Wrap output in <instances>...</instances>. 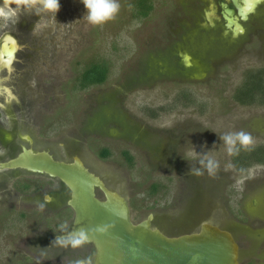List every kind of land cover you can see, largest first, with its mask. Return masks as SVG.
I'll return each mask as SVG.
<instances>
[{"label":"rangeland","instance_id":"rangeland-1","mask_svg":"<svg viewBox=\"0 0 264 264\" xmlns=\"http://www.w3.org/2000/svg\"><path fill=\"white\" fill-rule=\"evenodd\" d=\"M134 1L119 0L118 15L102 26L82 19L81 0H59L55 20L21 13L16 24L0 28V42L13 38L17 46L10 65H0V139L28 135L31 147L67 160L77 155L124 195L133 222L152 213L154 227L178 234L208 222L233 232L244 264H264V162L243 159L244 152L264 156V99L251 105L233 96L246 71H264V18L250 21L252 33L230 48L210 49L204 61L193 51L191 77H168L150 68L190 29L199 0H151L146 17L136 14ZM100 61L108 66L106 80L82 87L83 70ZM241 129L254 145L241 149L236 162L219 137ZM190 168L203 174H186ZM8 202L0 204V264L93 257L92 245H51L62 223L71 226L69 207Z\"/></svg>","mask_w":264,"mask_h":264},{"label":"water","instance_id":"water-1","mask_svg":"<svg viewBox=\"0 0 264 264\" xmlns=\"http://www.w3.org/2000/svg\"><path fill=\"white\" fill-rule=\"evenodd\" d=\"M232 4L245 16L238 0ZM6 42L4 54L5 46L12 51V43ZM15 168L56 177L69 189L67 204L74 212L69 231L92 230L93 264H240L238 243L230 231L217 225L203 222L197 232L166 235L154 227L152 213L133 222L124 195L109 188L78 156L57 160L46 150L23 148L16 157L0 162V169ZM103 226H107L104 232L95 231Z\"/></svg>","mask_w":264,"mask_h":264},{"label":"flooded vegetation","instance_id":"flooded-vegetation-1","mask_svg":"<svg viewBox=\"0 0 264 264\" xmlns=\"http://www.w3.org/2000/svg\"><path fill=\"white\" fill-rule=\"evenodd\" d=\"M238 2L241 6L242 13L245 12V16L239 14V10L234 7L232 0H199L200 9L198 13H196V18L190 26V29L179 38V41L173 43L168 52L161 54L162 56L158 55L156 60H160V63L157 64V62H155L150 69L156 71V75H159V73L161 74L162 72L168 77H191V75H193L190 72L192 68L188 70L187 66L189 60L192 62V59L194 58L193 51L198 52L201 61H204L205 58H207L206 55L210 49H216V54L220 53L233 46L235 40L242 39L244 34L247 35L248 33H252V28L248 26L250 21H252V23H263L264 15L259 12V9L262 8L263 0L256 1L254 7L250 10L246 8L247 3L245 4L243 0H238ZM230 9L233 11L232 13H229ZM3 42L4 40L0 42V52L2 53ZM193 42L195 47H191ZM198 44L199 46L197 47ZM201 44L206 45V47H204V45L200 46ZM5 60L6 57L0 59V64L4 67L5 65L1 62H4ZM100 119H102V117ZM101 122L102 121L97 124L100 125ZM15 139V136H13V140L7 137H2L0 139V150L2 151L0 154V162L16 157L23 151V148L31 149L34 152L46 150L57 160L71 161L74 156H77L73 155L70 160H67V155L60 158L49 149H36L31 147L29 144H31L32 141L28 135H25L20 139L18 138L20 141H26V145L18 144V139L17 141ZM103 151H108L109 155L108 148H103L100 152L102 153ZM123 154L124 156H127L128 152L126 151V153L124 152ZM87 168L89 169L88 166ZM12 189H14L15 194L10 191ZM68 197L70 198L69 189L56 177H51L45 173L31 172L22 168L0 169V204H3L6 199V201H9L8 203L10 205L12 204L16 207L42 208L41 205H49L56 210H59L63 206L71 209L67 204ZM159 229L167 235H178V233H169L162 228ZM228 231L231 232L235 241L238 243V260L240 264H244L240 252L241 244L236 240L233 232L231 230ZM88 245L92 244L88 243Z\"/></svg>","mask_w":264,"mask_h":264},{"label":"clouds","instance_id":"clouds-1","mask_svg":"<svg viewBox=\"0 0 264 264\" xmlns=\"http://www.w3.org/2000/svg\"><path fill=\"white\" fill-rule=\"evenodd\" d=\"M81 3L86 10L82 19L92 26H102L114 20L121 7L119 0H81ZM59 8V0H2V4H0V28L7 27L10 22L16 24L21 13L35 14L41 18L50 17L55 20V14ZM219 139L223 141L229 155L238 154L241 149L251 150L254 145V138L251 133L242 129L226 132ZM215 167V163L209 160L208 171L210 174L213 173ZM186 174L199 176L203 173L199 169L190 168ZM70 227L67 222L62 223L59 226L62 235H58L51 245L78 249L90 242L92 230L81 227L75 231H69ZM106 227H99L95 231L102 233ZM74 264H93V257L76 259Z\"/></svg>","mask_w":264,"mask_h":264},{"label":"trees","instance_id":"trees-1","mask_svg":"<svg viewBox=\"0 0 264 264\" xmlns=\"http://www.w3.org/2000/svg\"><path fill=\"white\" fill-rule=\"evenodd\" d=\"M135 7L137 10V15L140 17H146L152 10L151 0H135ZM108 66L105 61H100L96 63H91L86 67L80 75V85L82 87H87L92 84H100L104 82L107 78ZM264 71L248 72L244 74V79L242 80L239 87L236 89V93L233 95L234 98L242 104H257L258 101L264 99V80L261 78ZM263 93L262 97L261 94ZM102 156H108V151H103ZM259 152L254 151L253 153L244 152V158L252 159L255 158L258 162H264L263 153L260 158H258ZM243 155V154H242ZM241 155V156H242ZM233 156V155H232ZM240 157V151L238 154L233 156L234 161L238 162L237 158ZM130 160V158H128ZM248 161V160H247ZM246 162V161H245ZM242 164V160L241 163ZM153 190H155L156 185H153Z\"/></svg>","mask_w":264,"mask_h":264},{"label":"bare ground","instance_id":"bare-ground-1","mask_svg":"<svg viewBox=\"0 0 264 264\" xmlns=\"http://www.w3.org/2000/svg\"><path fill=\"white\" fill-rule=\"evenodd\" d=\"M256 1H258V0H255V1H253V5L252 6H254V3L256 2ZM249 5V4H248ZM248 10H250V8L248 9ZM248 12V11H247ZM245 13V12H244ZM6 43L8 44V41L9 42H11L12 44V51H10V52H8L7 51V53L6 54H4V53H2V52H0V59L1 58H4V57H6V60L3 62H1L3 65H5V67H7V66H9L10 65V63H11V61H12V58H13V56H14V52H15V50H16V42H15V40L13 39V38H6ZM1 65V64H0Z\"/></svg>","mask_w":264,"mask_h":264}]
</instances>
